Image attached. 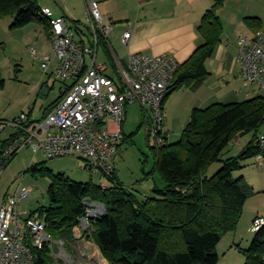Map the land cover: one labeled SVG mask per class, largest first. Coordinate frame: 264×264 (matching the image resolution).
<instances>
[{
	"label": "trees",
	"instance_id": "1",
	"mask_svg": "<svg viewBox=\"0 0 264 264\" xmlns=\"http://www.w3.org/2000/svg\"><path fill=\"white\" fill-rule=\"evenodd\" d=\"M225 1L212 0L203 14L198 31L204 42L179 65L165 101L182 88L196 90L209 75L205 62L221 39L223 28L217 11ZM6 16L13 17L11 29L37 22L50 36V24L37 0H0V19ZM244 21L255 31L263 26L256 17H245ZM99 46L107 53L102 36ZM4 84L0 74V89ZM263 125L264 94L194 109L178 141L169 142L168 132L162 146L149 145L153 168L164 182L162 187L153 186L152 196L141 197L128 189L115 170L103 187L92 180L80 182L64 173H53L44 162L33 164L27 171L48 177L50 184L48 205L31 215L37 214L44 221L53 241L62 240L69 248L75 241V228L87 213L84 201L89 200L101 204L104 213L90 219L83 236L94 241L109 264H217L218 243L237 229L245 203L255 193L243 176L234 177L233 173L258 154L264 158L258 140ZM248 133L252 137L238 155L221 159L234 137ZM6 144L3 140L0 146L5 148ZM2 154L3 150L2 166L16 155L4 159ZM217 161L221 167L207 174L208 167ZM253 233L249 246L238 248L245 256L244 264H264V224ZM31 253L34 264H64L54 258L51 243L32 247Z\"/></svg>",
	"mask_w": 264,
	"mask_h": 264
},
{
	"label": "built area",
	"instance_id": "2",
	"mask_svg": "<svg viewBox=\"0 0 264 264\" xmlns=\"http://www.w3.org/2000/svg\"><path fill=\"white\" fill-rule=\"evenodd\" d=\"M85 1L86 31L79 30L64 16H55L51 8L40 7L50 24L53 54L37 58L45 73L51 69L54 78L62 82L61 91L44 116L37 118L22 111L13 118L0 119V134L6 129L12 130L2 157L9 159L24 148H29L34 155L41 153L47 159L73 157L83 160L84 168L91 174L106 179L115 170L114 158L123 141L122 125L129 105L138 104L148 111L149 145L160 147L166 142L168 130L163 104L180 63L164 53L131 54L124 66L116 64L115 72L98 59L99 38L102 36L108 43L112 22L104 21L96 0ZM131 29L127 24L123 43L130 38ZM237 52L245 84L256 83L264 89V27L252 34L239 33ZM107 121L112 122V126ZM92 124L98 125L97 130ZM258 140L264 148V134ZM256 159L262 160L263 156L258 154ZM100 184L107 186V183ZM28 194L29 189L22 187L18 195H8L1 200L0 264H34L31 248L45 243H51L53 255L64 257V264H73V259L67 256L72 255L63 249L65 242L53 241L37 214L19 209V203ZM84 202L87 213L77 226L82 232L90 227V219L104 213L102 205L89 200ZM263 224L264 219L256 217L251 231H257ZM55 246L59 249L57 252L53 251ZM77 252L83 264H90L89 255L80 244Z\"/></svg>",
	"mask_w": 264,
	"mask_h": 264
},
{
	"label": "crops",
	"instance_id": "3",
	"mask_svg": "<svg viewBox=\"0 0 264 264\" xmlns=\"http://www.w3.org/2000/svg\"><path fill=\"white\" fill-rule=\"evenodd\" d=\"M96 1L99 3L104 21L112 22L113 25L108 36L107 53L100 47L98 56L115 72L116 64L119 63L124 66L131 54L164 53L173 56L180 64L185 62L195 49L204 42L198 31V25L203 14L212 3V0ZM37 2L40 7L51 8L55 16H64L72 21L79 30L86 31L88 20L85 0H46L44 3L42 0L41 2L37 0ZM263 4L264 0H226L218 9L217 14L223 32L213 55L205 62L209 75L196 90L182 88L174 91L163 104V117L169 138L172 134L184 129L190 121L194 109H203L213 103L240 102L257 96L255 87H260L256 83L246 85L241 77V66L237 57V36L239 33L252 34L255 32L246 25L245 17L259 18L262 27H264L261 14ZM127 24H130L132 28L131 36L126 43H123L122 36ZM0 43H2L0 47L4 48L2 38H0ZM48 89L47 86L44 87V94L48 93ZM56 100L44 109L37 118L48 113ZM29 112L32 115V112ZM127 113L128 107L126 108V118ZM107 123L112 126V122L107 121ZM261 134H264V130H260L259 135ZM253 163L258 168L249 173L253 178H250L251 180L248 178L247 181L255 193L247 199L237 229L223 237L227 238V245L237 247L238 250V247H248L254 236L251 231L253 219L257 216L264 219V201L260 197L262 195L259 194L264 191V158L257 160L255 157ZM114 169L119 178L115 164ZM242 176L247 177L244 174ZM255 179L256 182H254ZM82 234L83 232L76 227L74 230L75 241L70 244H73L70 247L77 249L80 244L86 250L89 259L93 253L98 252L101 255V251L94 241L82 236ZM227 245L225 244V247ZM107 264L109 263L107 262Z\"/></svg>",
	"mask_w": 264,
	"mask_h": 264
},
{
	"label": "rangeland",
	"instance_id": "4",
	"mask_svg": "<svg viewBox=\"0 0 264 264\" xmlns=\"http://www.w3.org/2000/svg\"><path fill=\"white\" fill-rule=\"evenodd\" d=\"M45 1L42 0V3ZM261 14L264 22V4ZM12 22L13 17L6 16L0 24V38H2L4 46V48L0 47V74L5 81L4 87L0 89V118L10 119L21 111H31L32 115L37 117L58 98L62 82L54 78L51 69L45 73L40 60L37 58L52 56L53 54L50 38L47 37L43 25L32 22L23 27L11 29ZM32 49L35 50V53H32ZM46 86L49 89L48 93L44 94L43 89ZM255 88L256 95L264 94L263 88ZM92 128L97 130L98 125L92 124ZM122 129L124 139L114 158L119 179L128 189L137 192L139 196H152L153 186L162 187L164 182L158 171L153 168L154 161L148 140L150 129L148 111L138 104L129 105L127 118L123 122ZM259 130H264V125ZM181 132L172 134L169 142L178 141ZM11 133V129L3 131L0 134V143L6 140ZM251 137L252 133L234 137L223 151L221 159L238 155ZM2 150L4 148L0 146V151ZM253 159L246 160L245 166L235 171L233 176L238 177L244 174L247 176H243L244 180L249 183L248 178L249 180L253 178L249 173L258 168L253 163ZM41 162H44L45 166L53 173H64L76 181L92 180L97 184L107 183L106 179L99 178L84 168L85 162L83 160L73 157L47 159L41 153L34 155L29 148H24L5 166L0 164V203L3 197L18 195L21 188L26 187L29 189V194L19 203V209L26 210L30 214L40 206H47L49 202L47 189L50 179L33 176L30 171H27L31 165ZM221 164V161L212 163L207 169V174L216 172ZM146 174H149L148 177ZM259 194L262 195L260 197L264 201V191ZM226 239L222 238L217 246L219 255L217 264H244L245 256L243 253L237 247L227 245ZM72 245L69 244V248L65 245L63 249L67 254L72 255L67 256L73 259V264H83V259L78 256L77 249L70 247ZM99 254L98 252L93 253L90 257L91 260H88L89 263L103 264L104 258L102 254ZM53 256L56 260L64 261L63 256H56L55 254ZM104 262L107 264L106 260Z\"/></svg>",
	"mask_w": 264,
	"mask_h": 264
},
{
	"label": "water",
	"instance_id": "5",
	"mask_svg": "<svg viewBox=\"0 0 264 264\" xmlns=\"http://www.w3.org/2000/svg\"><path fill=\"white\" fill-rule=\"evenodd\" d=\"M100 205H101V204H100ZM103 209H104V207H103ZM58 250H59L58 247H56V246L53 247V251H54V252H57Z\"/></svg>",
	"mask_w": 264,
	"mask_h": 264
},
{
	"label": "bare ground",
	"instance_id": "6",
	"mask_svg": "<svg viewBox=\"0 0 264 264\" xmlns=\"http://www.w3.org/2000/svg\"><path fill=\"white\" fill-rule=\"evenodd\" d=\"M100 255V254H99ZM102 263L105 264L104 260H102Z\"/></svg>",
	"mask_w": 264,
	"mask_h": 264
}]
</instances>
